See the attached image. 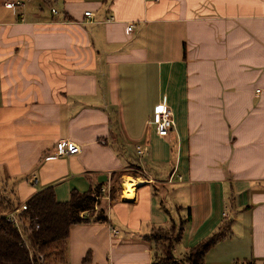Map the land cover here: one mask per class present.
<instances>
[{
	"label": "crops",
	"instance_id": "obj_1",
	"mask_svg": "<svg viewBox=\"0 0 264 264\" xmlns=\"http://www.w3.org/2000/svg\"><path fill=\"white\" fill-rule=\"evenodd\" d=\"M96 185L111 225L72 227L68 264H154L144 235L189 216L177 259L230 221L205 264H264V0H0V200Z\"/></svg>",
	"mask_w": 264,
	"mask_h": 264
},
{
	"label": "trees",
	"instance_id": "obj_2",
	"mask_svg": "<svg viewBox=\"0 0 264 264\" xmlns=\"http://www.w3.org/2000/svg\"><path fill=\"white\" fill-rule=\"evenodd\" d=\"M103 199L100 185L87 192L73 190L66 202L57 201L53 188L44 189L27 199L28 210L24 214L33 221L30 240L45 255L44 263L35 259V264H68L66 256L72 227L111 225ZM17 204L0 200V212L4 207L8 210ZM189 218L181 219L178 226L153 225L150 232L144 235V239L152 245L154 264H205L207 253L218 242L231 236V222H225L211 236L184 251L180 261L176 262L177 250ZM90 257L91 252H88L84 262L90 261ZM0 264H32L29 251L22 245L19 233L4 219H0ZM232 264H255V260H237Z\"/></svg>",
	"mask_w": 264,
	"mask_h": 264
},
{
	"label": "built area",
	"instance_id": "obj_3",
	"mask_svg": "<svg viewBox=\"0 0 264 264\" xmlns=\"http://www.w3.org/2000/svg\"><path fill=\"white\" fill-rule=\"evenodd\" d=\"M5 6L8 8H13L16 5H20L21 3H16L12 1L4 2ZM53 13H57L55 9H53ZM86 16H92L93 13L88 11L85 13ZM134 25H128L127 29L129 32L132 31ZM260 92V91H258ZM154 124L156 127V132L161 137H169L172 130L175 127V118L172 110L166 104H159L155 107L154 110ZM103 142V141H101ZM82 151L81 146L78 145L76 142L67 140V141H59L56 144V149L53 151L54 157H70L73 155H78ZM137 153L139 156H145L148 153V148L143 145L137 146ZM138 174H141L145 179H149L145 176L144 171L138 168H134ZM182 178L180 177L179 180ZM30 184L33 187H37L38 181L37 178L34 176L30 178ZM152 182L154 180H151ZM156 182V181H154ZM167 183L172 184L174 183V179L170 178ZM111 189L112 186L109 185L108 187H101V192L103 197L107 200L111 199ZM29 200V199H28ZM28 200L20 203L13 208L0 212V219L6 220L9 224L13 226L14 229L19 233L22 241V245L27 248L29 251V256L32 261V264H35V259L44 263L45 255L40 250L39 247L34 246L30 240V237L33 232V221L31 217H27L24 213L28 210ZM226 214V213H225ZM176 262H179V259H175Z\"/></svg>",
	"mask_w": 264,
	"mask_h": 264
},
{
	"label": "rangeland",
	"instance_id": "obj_4",
	"mask_svg": "<svg viewBox=\"0 0 264 264\" xmlns=\"http://www.w3.org/2000/svg\"><path fill=\"white\" fill-rule=\"evenodd\" d=\"M48 5V4H47ZM47 5H45V3H43L42 4V6H43V8L45 9V11L48 13L49 12V10H50V7L49 6H47ZM7 186L6 187H1L0 188V196H11L10 195V191H8L7 190ZM130 191V190H129ZM15 200H16V198H15ZM7 208L6 207H4L2 210H1V212H3V211H5Z\"/></svg>",
	"mask_w": 264,
	"mask_h": 264
},
{
	"label": "bare ground",
	"instance_id": "obj_5",
	"mask_svg": "<svg viewBox=\"0 0 264 264\" xmlns=\"http://www.w3.org/2000/svg\"><path fill=\"white\" fill-rule=\"evenodd\" d=\"M137 181L132 180L130 178H127L125 181V185L127 187V191L130 190V188H132L134 185H136Z\"/></svg>",
	"mask_w": 264,
	"mask_h": 264
}]
</instances>
